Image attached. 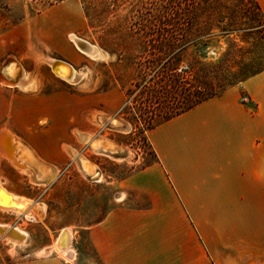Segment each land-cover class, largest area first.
Masks as SVG:
<instances>
[{
    "label": "crops",
    "instance_id": "0c3cea01",
    "mask_svg": "<svg viewBox=\"0 0 264 264\" xmlns=\"http://www.w3.org/2000/svg\"><path fill=\"white\" fill-rule=\"evenodd\" d=\"M255 1L264 16V0ZM21 39L15 31L0 34V69L12 58L31 80L21 89L0 76V142L7 154L19 143L15 156L24 164L15 166L0 150V189L25 207L0 209V250L8 241L17 246L35 229L45 238L27 239L30 254L9 261L0 256V264H264L263 246L249 252L246 242L232 245L228 238L232 201L239 207L256 186L264 200V71L150 130L146 137L155 160L120 181L104 180L115 190L104 212L88 211L87 196L74 205L63 199L56 207L57 182H70L69 153L62 145L41 150L34 139L45 132L27 131L29 124L51 121L39 115L40 104H49L37 93L41 72L52 75L54 58H40L37 47L21 45ZM242 94L249 105L241 103ZM63 231L67 251L74 253L62 260L53 247ZM7 234L22 241L14 243ZM80 234L94 259L75 246Z\"/></svg>",
    "mask_w": 264,
    "mask_h": 264
},
{
    "label": "rangeland",
    "instance_id": "374dc122",
    "mask_svg": "<svg viewBox=\"0 0 264 264\" xmlns=\"http://www.w3.org/2000/svg\"><path fill=\"white\" fill-rule=\"evenodd\" d=\"M167 1L0 0V34L15 31L22 36L21 45L36 46L40 58L47 53L54 60L70 63L79 75L76 83L66 84L53 74L41 72L37 97L48 99L49 107L40 104L38 113L50 115L51 121L29 124L27 130L45 132L34 139L41 150L62 145L69 153L65 168L70 182H57L54 194L60 201L56 207L63 205V199L66 205H74L87 196L88 211L95 212L96 208L104 212L115 194L104 180L120 181L155 160L146 136L165 106L161 109L162 105L138 96L143 86L157 81L156 73L164 71L170 59L177 64L175 74L185 82L197 76L208 81L218 95L264 71V16L256 11L252 0H207L189 9L175 0L171 11ZM187 1L192 6L193 0ZM168 10L172 23L187 18L183 23L186 26L189 21L188 47L183 55L174 52L161 61L162 54L156 48L163 31L165 34ZM70 35L97 47L106 58L92 60L78 53L69 41ZM154 87L161 101L167 93L159 85ZM241 103L250 104L245 94ZM80 135L90 140L102 138L125 157L116 160L98 155L89 142L83 144ZM81 156L100 171L99 181L103 183L83 182L77 164ZM258 192L256 186L239 207L231 203L229 241L232 245L246 242L252 249L249 252L264 248V200L259 201ZM262 195L264 198V182ZM41 238L45 235L40 228L32 237L26 236L34 242ZM26 240L17 246L4 242L0 256L9 261L30 254ZM78 241L75 246L81 245V253L94 259L84 234ZM68 252L72 257L74 251ZM53 254L65 258L55 250Z\"/></svg>",
    "mask_w": 264,
    "mask_h": 264
},
{
    "label": "trees",
    "instance_id": "16d2710c",
    "mask_svg": "<svg viewBox=\"0 0 264 264\" xmlns=\"http://www.w3.org/2000/svg\"><path fill=\"white\" fill-rule=\"evenodd\" d=\"M173 1L175 0H168L166 3L170 11ZM181 1L180 6H186L188 9L199 5L200 3H207V0H193L191 6L187 3V0ZM252 2L256 11L261 14L257 2L255 0H252ZM169 10L166 18L167 24L165 34L163 31L164 35L162 34V40L158 43V48H156L158 53L162 54L161 61L165 58H170L169 56H171L174 52L183 55L188 47L186 34L188 33L189 21L186 22V26H184L183 23L187 20V18H181L180 20H183L181 23H179L180 20L176 21V23H172L171 13ZM170 60L166 62L168 65L164 71L156 73L157 81H154V84L159 85L160 89L164 90L167 95L161 97L162 100L158 101L159 98L156 95V92H154V84L148 85V87L143 86L139 92V99L144 97L146 100L150 101V103L155 102L158 106L162 105L161 109L165 106V110H160L159 113L161 114L157 116L155 121H153V127L150 128L149 131L172 120L173 118L180 116L181 114L190 111L209 99L221 95H218L213 91L212 86L208 81L202 80L197 76L192 79V81L185 82L186 80H184L182 76L176 75L174 72L177 65L176 62H171ZM243 95L244 94H242V96Z\"/></svg>",
    "mask_w": 264,
    "mask_h": 264
},
{
    "label": "bare ground",
    "instance_id": "6f19581e",
    "mask_svg": "<svg viewBox=\"0 0 264 264\" xmlns=\"http://www.w3.org/2000/svg\"><path fill=\"white\" fill-rule=\"evenodd\" d=\"M69 41L72 43L73 47L78 51V53H80V54H82V55H84V56H86L92 60H101L102 61L103 59L106 58V54H104L102 51H100L97 47L90 45L89 43H87L83 39L76 37L75 35H70ZM9 60H10V62L6 64L7 66H5L3 71H2V76L4 78V82L9 84L10 86H16L17 85L19 88L24 89L29 84V82L31 80L26 76L23 77V72H22L23 67L21 69V67L17 63L18 61L16 62L12 58H9ZM49 67H50V71L53 74V76L63 83L74 84L78 81L79 75H78L77 71L68 62H65L62 60H51L49 62ZM52 68H53V70H52ZM113 123H114V125H117L116 122H113ZM4 136H6V135H4ZM81 137H82V139H81L82 142H84L83 144H88V142H89V146H91L93 152L98 154V155L99 154L105 155V156H108V157H110L112 159H116V160H120V159L125 157V155H123L121 153L118 154L114 150L113 145H110V143H108L106 140H104L102 138H96V139L90 140L88 136H81ZM9 140H10V142H12L13 139L12 140L9 139ZM13 141H15V140H13ZM18 145H19V143H18ZM18 145L17 144L14 145V148H13L14 151L12 154H7L5 151L4 145H3V139H1L0 150L3 151L4 155L9 159V161H11L12 164H14L17 167H20L21 166L20 165L21 161L19 160L20 155L15 156L16 152L19 151ZM76 158H78V157H76ZM24 160H22V161H24ZM77 164H78L80 173L82 174V176L85 179L94 180L95 182L98 181V179L100 178V171L96 170L90 164V162L87 159H85L84 157L81 156L77 160ZM22 165H24V164H22ZM0 209L13 210L16 212H25V207L23 205L20 206L18 203H16V201H14L12 199L11 196L6 194L1 189H0ZM66 232L67 231L62 232L58 245H55L53 248H55L56 249L55 251H57L58 253L64 255L65 258H68L70 256V252L67 251L69 238L67 236L68 233H66ZM6 237H7V239L11 240L14 243H19L22 241V239H19V237H16V236H15L16 237L15 238L12 234H7ZM20 237H22V236H20Z\"/></svg>",
    "mask_w": 264,
    "mask_h": 264
},
{
    "label": "built area",
    "instance_id": "2783aa9c",
    "mask_svg": "<svg viewBox=\"0 0 264 264\" xmlns=\"http://www.w3.org/2000/svg\"><path fill=\"white\" fill-rule=\"evenodd\" d=\"M10 62V60L8 59V60H6L5 62H4V64L1 66V69H0V76H2V71H3V69H4V67L5 66H7L6 64L7 63H9ZM3 77V76H2ZM242 101L244 102V101H247V99L245 98H242ZM87 181H89V182H95V181H90V180H88V179H86ZM98 181H99V179H98Z\"/></svg>",
    "mask_w": 264,
    "mask_h": 264
},
{
    "label": "water",
    "instance_id": "95a60500",
    "mask_svg": "<svg viewBox=\"0 0 264 264\" xmlns=\"http://www.w3.org/2000/svg\"><path fill=\"white\" fill-rule=\"evenodd\" d=\"M52 70H53V68H52ZM53 72V71H52ZM89 180V179H88ZM90 181H94V180H90Z\"/></svg>",
    "mask_w": 264,
    "mask_h": 264
}]
</instances>
